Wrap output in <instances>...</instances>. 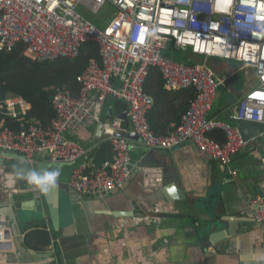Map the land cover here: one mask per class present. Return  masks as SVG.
<instances>
[{"label":"built area","instance_id":"1","mask_svg":"<svg viewBox=\"0 0 264 264\" xmlns=\"http://www.w3.org/2000/svg\"><path fill=\"white\" fill-rule=\"evenodd\" d=\"M106 4L115 12L104 27L77 12L83 7L96 15ZM89 41L98 45L100 61H89L78 77L77 97L56 90L51 100L56 114L51 130L27 118L30 106L21 98L12 96L0 103V111L19 122L17 131L0 124V151L23 156L31 167L38 158L74 166L85 151L65 134L79 135L89 123H97L113 156L100 166L78 163L73 167L68 186L81 195L110 193L130 178L134 146L124 137L130 132L137 135L136 143L149 149L168 151L191 144L234 179L231 157L246 148L248 141L237 128L207 119L220 83L205 62L185 65L163 57L162 51L172 43L204 61H233L253 74L256 85L237 101L229 119L233 124L262 127L264 162V0H0V51L21 43L27 58L54 61L75 58L80 45ZM150 68L158 70L166 90L192 87L196 91L180 126L165 137H156L145 119L152 105L143 90ZM108 98L124 105L123 118L101 120ZM218 128L226 134L223 145L207 136ZM139 170L145 188L161 186L159 170ZM4 174L10 182L0 181V191L13 188L12 176ZM252 206L254 220L264 227V194L257 195ZM8 231V220L0 216V243H12V238H6Z\"/></svg>","mask_w":264,"mask_h":264},{"label":"crops","instance_id":"2","mask_svg":"<svg viewBox=\"0 0 264 264\" xmlns=\"http://www.w3.org/2000/svg\"><path fill=\"white\" fill-rule=\"evenodd\" d=\"M193 61L191 65L205 62L220 83L207 119L237 128L248 141L246 148L231 157L229 169L236 177L231 179L219 163L191 144L168 151L142 145L143 152L130 155L135 167L123 187L101 196L81 195L68 186L70 173L78 163L96 165L95 155L105 140L97 123H89L79 135L66 133L67 139L85 151L74 166L46 158L30 166L38 174L60 171L58 187L49 192L56 203L55 229L45 194L38 190L44 209L39 217L33 213L36 189H23L16 174L8 173L13 188L0 191V208L9 204L23 212L22 237L41 229L49 234L50 246L37 252L51 257L44 263L61 255L65 264H240L245 259L249 264H264V227L254 220L252 206L254 198L264 194L262 127L256 124L246 131L229 119L237 101L256 85L255 78L233 61H204L199 56ZM117 101L106 100L102 121L124 117V105L118 101L116 109ZM215 130L224 133L221 128ZM139 168L159 170L161 186L145 188ZM0 181L10 182L2 167ZM15 249L0 253V264H18Z\"/></svg>","mask_w":264,"mask_h":264},{"label":"trees","instance_id":"3","mask_svg":"<svg viewBox=\"0 0 264 264\" xmlns=\"http://www.w3.org/2000/svg\"><path fill=\"white\" fill-rule=\"evenodd\" d=\"M21 43L9 51H0V103L8 96L19 97L29 104L27 118L45 131L51 130L56 118L51 100L57 89L69 91L77 97L80 91L78 77L89 61L99 62V48L95 42L80 45L75 58H59L54 61L38 62L27 58ZM190 54V56H189ZM181 59L178 60V56ZM162 56L174 63L191 65L196 57L187 49H175L173 46L163 51ZM172 57H176V60ZM183 60V61H182ZM182 61V62H181ZM143 90L152 105L145 114L149 129L156 137H165L181 124V117L195 100L194 88L168 91L156 68H150L143 84ZM119 102L114 103L115 108ZM0 124L17 131L19 122L0 111ZM207 136L218 144H224L226 138L220 130H212ZM112 149L104 142L95 155V164L100 166L112 159ZM25 246L34 252H43L50 246V236L44 230H37L25 236Z\"/></svg>","mask_w":264,"mask_h":264},{"label":"water","instance_id":"4","mask_svg":"<svg viewBox=\"0 0 264 264\" xmlns=\"http://www.w3.org/2000/svg\"><path fill=\"white\" fill-rule=\"evenodd\" d=\"M240 128L243 130H248L252 127H256V124L254 123H241ZM101 129V128H100ZM124 137L132 142L134 149L133 152H143L144 147L138 143V137L135 133L130 132L127 134H124ZM56 167L57 165H53ZM0 167L3 168L4 172L7 173H14L16 174V180L20 186H22L25 190H34L36 189V193L38 196H32L33 201V213L36 216L43 217V203L40 201V196L38 193V189L30 185L25 179L19 178L18 174H22L26 176L29 172L33 171V168H30L28 164L25 163V159L23 156L14 154L12 152L8 151H0ZM40 167V166H39ZM38 167V168H39ZM43 167H40L42 169ZM25 182V183H23ZM45 199L49 202L51 205L50 209V220L53 228L55 229L57 227V213H56V203L52 200V196L50 193L45 194ZM51 200V201H50ZM20 213L23 214L21 209H17L16 206L7 205L6 207L0 208V216L5 217L10 222V231L6 233V238L11 239L12 243H0V250H12V247L14 246L15 251L18 255L17 262L18 264H65L63 257L61 255H58L57 260L53 257L52 263H44L43 261L50 259L51 257L48 254L45 253H37V252H30L27 250V248L24 245L25 236L22 237V231L24 229L25 218L23 215H20ZM24 219V222H23ZM211 238V242L214 243V241ZM240 264H249L247 262V259L243 260Z\"/></svg>","mask_w":264,"mask_h":264},{"label":"clouds","instance_id":"5","mask_svg":"<svg viewBox=\"0 0 264 264\" xmlns=\"http://www.w3.org/2000/svg\"><path fill=\"white\" fill-rule=\"evenodd\" d=\"M252 17H249L251 20ZM19 178L25 179L30 185L35 186L39 192L47 194L58 187V178L60 171L58 169L37 173L36 171L29 172L26 176L18 174Z\"/></svg>","mask_w":264,"mask_h":264},{"label":"rangeland","instance_id":"6","mask_svg":"<svg viewBox=\"0 0 264 264\" xmlns=\"http://www.w3.org/2000/svg\"><path fill=\"white\" fill-rule=\"evenodd\" d=\"M77 12L82 17L89 20L91 23L95 24L96 26L104 27L105 24L109 21V19L114 15L115 10L112 6H110L109 4H106L100 9V11L96 15L91 14L89 11H87L83 7H79L77 9ZM172 58L176 60V57H172ZM181 58H182L181 55L178 56V60H180Z\"/></svg>","mask_w":264,"mask_h":264}]
</instances>
